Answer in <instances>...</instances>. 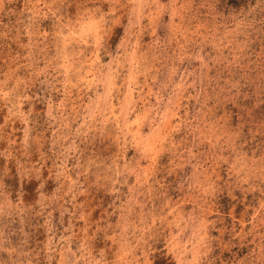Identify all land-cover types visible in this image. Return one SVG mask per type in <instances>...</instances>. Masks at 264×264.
Segmentation results:
<instances>
[{
  "label": "clouds",
  "instance_id": "clouds-1",
  "mask_svg": "<svg viewBox=\"0 0 264 264\" xmlns=\"http://www.w3.org/2000/svg\"><path fill=\"white\" fill-rule=\"evenodd\" d=\"M16 3L0 0V264H264V0L206 21L207 0ZM240 93L254 102L228 108Z\"/></svg>",
  "mask_w": 264,
  "mask_h": 264
},
{
  "label": "rangeland",
  "instance_id": "rangeland-1",
  "mask_svg": "<svg viewBox=\"0 0 264 264\" xmlns=\"http://www.w3.org/2000/svg\"><path fill=\"white\" fill-rule=\"evenodd\" d=\"M21 2L22 0H17V3L15 4L16 8H20L21 7ZM237 3H239V0H237ZM188 7L191 8L192 5L191 3L188 4ZM201 12L205 13L203 19L209 20L211 19V17L209 15H207L208 13H211L213 16H216V14L218 13L219 15L217 16V19H223L224 17L228 16L229 13H231L232 17H235L237 14L235 12L234 6L230 3V0H207V3L204 4L201 8ZM244 14V9H240V16H243ZM173 15H175V12H173ZM231 18V17H229ZM50 22L49 21H44V23L41 25L42 28H47L49 27ZM185 27L188 30V33L192 36L193 41H195L196 44H199V40H196V35L204 30V25H202V23L200 21H198L196 18H192L190 20V22H185ZM178 31H182L181 26L179 23H177L171 33L169 34V38L172 39L174 41L173 43V47L174 48H179L181 50V52H184L188 49H190L191 47H193V43L192 41H186L185 38L183 36H177L176 33ZM153 35H156V33H153ZM9 44L11 45L12 49H16L17 45L15 43H12L11 41H9ZM201 47H203V45H201ZM241 49H245L247 48V45H240ZM164 51H168L167 49H164ZM243 67V66H242ZM191 70V63L189 62V68L186 69L185 71H189ZM87 73H84V77H87ZM217 76L220 78V81L222 84L227 83V84H232L233 80L230 79L231 78H236V71L234 70V67L232 68H227L224 69L223 71H218L217 72ZM245 79H248V77H245ZM86 82V81H85ZM130 90L133 87L132 82L130 81ZM149 88H145V91H148ZM257 94L259 93V89L256 90ZM133 96L136 95L135 92L132 93ZM72 95H76V93H72ZM89 96L92 95V93L88 94ZM94 100H96V98L94 97ZM96 102H99L98 100H96ZM254 102V98L252 100L249 99V95H243L242 93L238 94V96L236 97H232L230 101H225V103L227 104L228 108H234L235 105H239L241 103L243 104H250ZM175 103L178 106V111L176 112L177 116H184L186 114V105H189L190 102L188 100H180L178 97L175 99ZM261 108H264V105L260 106ZM93 108L95 109V103H93ZM247 109H245L246 111ZM5 115V113L0 112V117H3ZM260 118L264 119V112L260 113ZM6 121L4 119H0V123H5ZM170 123H174V121L170 122ZM170 123L165 125V128L169 129V132L174 133L177 131L179 125H176L175 127H170ZM20 125L16 124L15 128H19ZM7 131L11 132L13 131L12 128L7 129ZM16 135H19V132L15 133ZM136 135H139V132L136 133ZM167 139L166 135H162L160 137V147L158 148L156 144H146L145 146V150L149 153L152 154V160L153 162H155L156 159H158L160 157L161 152H163V143L164 141ZM96 201H93V204H95ZM96 213H94L95 215ZM53 264H55V262H53Z\"/></svg>",
  "mask_w": 264,
  "mask_h": 264
}]
</instances>
